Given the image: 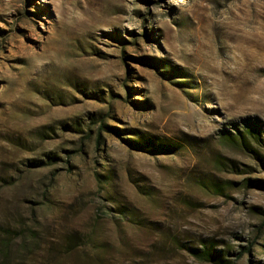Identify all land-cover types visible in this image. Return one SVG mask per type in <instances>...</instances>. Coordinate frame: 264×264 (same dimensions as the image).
Listing matches in <instances>:
<instances>
[{
  "label": "rangeland",
  "instance_id": "374dc122",
  "mask_svg": "<svg viewBox=\"0 0 264 264\" xmlns=\"http://www.w3.org/2000/svg\"><path fill=\"white\" fill-rule=\"evenodd\" d=\"M204 245L264 264V0H0V264Z\"/></svg>",
  "mask_w": 264,
  "mask_h": 264
},
{
  "label": "trees",
  "instance_id": "16d2710c",
  "mask_svg": "<svg viewBox=\"0 0 264 264\" xmlns=\"http://www.w3.org/2000/svg\"><path fill=\"white\" fill-rule=\"evenodd\" d=\"M164 148L166 147H163V149ZM187 250L198 261L209 262L213 264H224L223 257L219 252L212 250L211 246L204 245L202 248L188 247Z\"/></svg>",
  "mask_w": 264,
  "mask_h": 264
}]
</instances>
